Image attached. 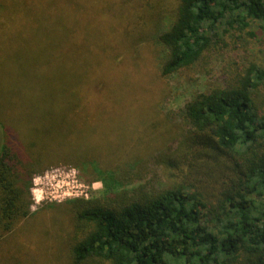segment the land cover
Returning <instances> with one entry per match:
<instances>
[{"label": "trees", "instance_id": "obj_1", "mask_svg": "<svg viewBox=\"0 0 264 264\" xmlns=\"http://www.w3.org/2000/svg\"><path fill=\"white\" fill-rule=\"evenodd\" d=\"M150 1L0 0V237L37 214L33 167L70 155L104 186L67 201L71 264H264V0ZM180 87L188 149L155 187L138 157L162 138L139 143Z\"/></svg>", "mask_w": 264, "mask_h": 264}, {"label": "rangeland", "instance_id": "obj_2", "mask_svg": "<svg viewBox=\"0 0 264 264\" xmlns=\"http://www.w3.org/2000/svg\"><path fill=\"white\" fill-rule=\"evenodd\" d=\"M150 2V0H139L137 11H144V8L148 6ZM86 15L88 16V12ZM95 21L107 22L109 21L108 15L105 14L104 17L101 16L100 20L97 18ZM107 24L109 25V23ZM102 26L105 28L106 23H102ZM230 47V57H236L243 53L241 47L236 49H234L233 46ZM151 48L154 50L152 60L154 63L158 64L159 53L157 45L155 43L150 45L149 51H151ZM132 52L134 56L136 49L133 48ZM127 60L132 62L130 58H127ZM34 65L36 67H42L38 64ZM109 65L113 69L112 60L109 61L107 66ZM211 66L215 67L216 62L213 61ZM213 71H215L216 75H220L219 70L216 71L214 68ZM155 83L158 84V86L166 87L167 85H175L172 80L169 79L168 81L165 78H158ZM188 87L189 86L186 85L187 89ZM181 88L182 87H180L179 90L177 88L175 94L173 93L172 96L167 95L156 102L155 106L157 107V111L155 110V114L159 119L154 120V124H150L149 132L141 138L139 143V146L151 142H155L156 144L157 141L162 138V145L160 147L147 151L144 150L138 157L143 160L147 158L151 160L148 164L149 175L147 179H152L150 182L155 187L174 182L173 180H175V178L172 175L173 170L169 168V162L171 158L174 157L177 159V162L181 163L184 159L183 154L188 149L182 142L183 136H181L180 126L175 125L172 120L175 112L177 116L179 115L178 107L182 102L180 100L183 96V88ZM167 93L168 92H166V94ZM43 101L44 96L39 94L34 103L41 106ZM161 110L167 114L164 115V113H161ZM138 142L139 140L136 141V143ZM150 152H152V159L149 156ZM167 154L168 156L164 159L161 157ZM115 155L116 154L113 156ZM138 158L134 161H138ZM74 159L75 158L68 155L66 157L47 160L33 167L35 172L32 175V187L30 189V194L32 196L31 210L37 214H35V218L30 222L21 221L17 225L21 227V230L14 235H9V232L0 237L2 241V238L5 239L8 236H12V239H10L11 243L7 247L1 248L0 246V256L6 260L7 264L11 263L15 255L16 257L13 260V264H71V259L69 258V245L71 238L75 235V228L72 214L68 211L67 201L76 198L91 199L97 197L104 188L101 182L93 179L96 178L94 174L85 173ZM121 161L123 162V160ZM196 164L198 163H194L193 165ZM193 165H191V167ZM186 171L189 172V170ZM38 224H40L42 228L37 226ZM16 244L18 245V249H16Z\"/></svg>", "mask_w": 264, "mask_h": 264}]
</instances>
